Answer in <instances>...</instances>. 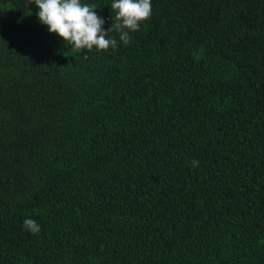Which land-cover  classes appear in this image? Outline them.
I'll use <instances>...</instances> for the list:
<instances>
[{
  "label": "trees",
  "instance_id": "trees-1",
  "mask_svg": "<svg viewBox=\"0 0 264 264\" xmlns=\"http://www.w3.org/2000/svg\"><path fill=\"white\" fill-rule=\"evenodd\" d=\"M151 4L79 54L0 0V264H264V0Z\"/></svg>",
  "mask_w": 264,
  "mask_h": 264
},
{
  "label": "clouds",
  "instance_id": "clouds-1",
  "mask_svg": "<svg viewBox=\"0 0 264 264\" xmlns=\"http://www.w3.org/2000/svg\"><path fill=\"white\" fill-rule=\"evenodd\" d=\"M29 4L39 9L35 14L39 23L79 54L91 53L94 49L116 50L119 43L129 45L131 34L140 31L141 24L152 17L151 0H113L111 27L105 30V20L97 14L95 4L82 3V0H28ZM192 164L198 166V161L193 160ZM23 226L33 235L41 232V226L31 218L25 219Z\"/></svg>",
  "mask_w": 264,
  "mask_h": 264
}]
</instances>
